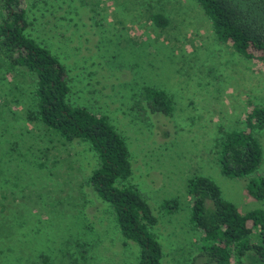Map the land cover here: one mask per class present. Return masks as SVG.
I'll list each match as a JSON object with an SVG mask.
<instances>
[{
  "label": "rangeland",
  "instance_id": "1",
  "mask_svg": "<svg viewBox=\"0 0 264 264\" xmlns=\"http://www.w3.org/2000/svg\"><path fill=\"white\" fill-rule=\"evenodd\" d=\"M24 4L27 33L66 68L70 103L104 114L125 138L132 173L118 185L133 184L150 205L162 264H206L189 222L187 182L208 176L240 212L264 209V199L247 193L248 178L221 173L214 151L222 132L244 129L250 108L264 105V67L221 41L195 0ZM151 12L163 13L167 27H155ZM147 88L172 97L170 115L145 110ZM34 89L33 75L0 63V217L20 221L14 233L30 237L28 247L50 256L48 264H136L138 246L89 184L96 153L29 116ZM256 135L263 160L254 176L264 175V127ZM172 200L175 212L162 209ZM242 264L256 262L247 256Z\"/></svg>",
  "mask_w": 264,
  "mask_h": 264
},
{
  "label": "trees",
  "instance_id": "2",
  "mask_svg": "<svg viewBox=\"0 0 264 264\" xmlns=\"http://www.w3.org/2000/svg\"><path fill=\"white\" fill-rule=\"evenodd\" d=\"M195 1L211 19L221 41L264 67V0ZM24 3L25 0H0V63L7 69L34 76V110L29 116L64 141L88 142L96 153L98 166L92 171L89 184L112 207L123 238L138 246L136 264H162V247L151 230L157 218L150 205L133 184L118 185L132 173L125 138L104 114L70 103L66 68L27 33L30 23ZM149 18L159 29L169 24L160 12H151ZM145 99L149 113L167 116L174 109L172 97L163 89L147 88ZM244 123V129L222 132L217 138V164L227 177L248 178L247 193L264 199V175L254 176L263 160L256 131L264 127V105L252 106ZM187 194L189 222L199 232L197 242L206 264H242L247 256H253L256 264H264V209L240 212L222 195L218 184L205 175L188 179ZM178 208L177 200L162 204L169 213ZM19 224L20 221L15 224L0 217V264H48L50 256L35 255L28 247L32 245L30 237L16 236L14 231Z\"/></svg>",
  "mask_w": 264,
  "mask_h": 264
}]
</instances>
